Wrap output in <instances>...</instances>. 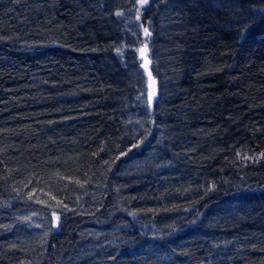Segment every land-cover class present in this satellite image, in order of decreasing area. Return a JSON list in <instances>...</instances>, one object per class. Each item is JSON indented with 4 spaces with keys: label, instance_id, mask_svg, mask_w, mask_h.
<instances>
[{
    "label": "trees",
    "instance_id": "trees-1",
    "mask_svg": "<svg viewBox=\"0 0 264 264\" xmlns=\"http://www.w3.org/2000/svg\"><path fill=\"white\" fill-rule=\"evenodd\" d=\"M0 264H264V0H0Z\"/></svg>",
    "mask_w": 264,
    "mask_h": 264
},
{
    "label": "snow or ice",
    "instance_id": "snow-or-ice-1",
    "mask_svg": "<svg viewBox=\"0 0 264 264\" xmlns=\"http://www.w3.org/2000/svg\"><path fill=\"white\" fill-rule=\"evenodd\" d=\"M140 2L143 5V4L148 3V0H140ZM117 15H119V13H117ZM144 32H145L146 35H149V32H148V29L147 28L144 29Z\"/></svg>",
    "mask_w": 264,
    "mask_h": 264
},
{
    "label": "water",
    "instance_id": "water-1",
    "mask_svg": "<svg viewBox=\"0 0 264 264\" xmlns=\"http://www.w3.org/2000/svg\"><path fill=\"white\" fill-rule=\"evenodd\" d=\"M143 67H144L146 73H150V70H149V67H148L147 63L143 64Z\"/></svg>",
    "mask_w": 264,
    "mask_h": 264
},
{
    "label": "rangeland",
    "instance_id": "rangeland-1",
    "mask_svg": "<svg viewBox=\"0 0 264 264\" xmlns=\"http://www.w3.org/2000/svg\"><path fill=\"white\" fill-rule=\"evenodd\" d=\"M147 61H145V63H146ZM145 70V69H144Z\"/></svg>",
    "mask_w": 264,
    "mask_h": 264
}]
</instances>
